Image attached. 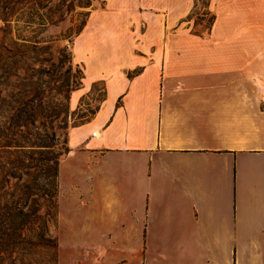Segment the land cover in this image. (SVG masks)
<instances>
[{"label":"crops","instance_id":"1","mask_svg":"<svg viewBox=\"0 0 264 264\" xmlns=\"http://www.w3.org/2000/svg\"><path fill=\"white\" fill-rule=\"evenodd\" d=\"M100 1L72 47L106 50L105 94L66 133L57 264H264V0H205L199 30L204 0Z\"/></svg>","mask_w":264,"mask_h":264},{"label":"rangeland","instance_id":"2","mask_svg":"<svg viewBox=\"0 0 264 264\" xmlns=\"http://www.w3.org/2000/svg\"><path fill=\"white\" fill-rule=\"evenodd\" d=\"M205 3L193 9L192 29L210 21ZM102 7L100 0L30 2L7 22V9L0 7V214L12 198L23 210L20 238L8 246L0 226V264L58 263L57 164L69 127L89 120L105 94L103 81H87L105 75L106 50L90 57L82 52L83 64L74 60L72 47L90 12Z\"/></svg>","mask_w":264,"mask_h":264},{"label":"trees","instance_id":"3","mask_svg":"<svg viewBox=\"0 0 264 264\" xmlns=\"http://www.w3.org/2000/svg\"><path fill=\"white\" fill-rule=\"evenodd\" d=\"M40 1H44V0H0V7L7 9V12H2V15H3L2 20L7 22L8 19L6 16L9 17V15L11 16L14 13H16L17 11H22L23 10L22 8L27 3H30V2L36 3V2H40ZM27 8H29V6H27ZM212 18L213 17L211 15L210 21L208 22V24L206 26H209L211 24ZM82 28L80 29V31L82 30ZM66 152H67V149H66L65 153ZM58 164H59V162H58ZM58 164H57V168H56V173L54 175V177L56 178V189H57V185H58V181H57ZM7 175H8V177H13L12 173L8 172ZM44 194L48 195V193H46V192H44ZM44 194H42V195H44ZM36 195L38 196L39 194L37 193ZM38 209L39 208L37 206L35 208V210L38 211ZM22 215H23V210L21 207V203L18 200H15L14 198H12L10 200V206H8V207L6 206V211H4V213L0 214V226H1L2 232L4 233V237L2 239L3 245L8 246L10 243H13L14 237H16V236L18 238H20L18 236L19 235L18 231L22 228V224H23L22 223L23 220L21 218ZM37 238L39 241L42 240L43 239L42 234H37Z\"/></svg>","mask_w":264,"mask_h":264}]
</instances>
